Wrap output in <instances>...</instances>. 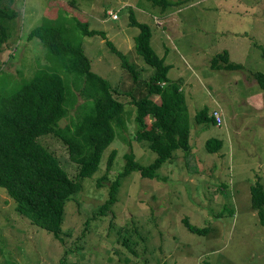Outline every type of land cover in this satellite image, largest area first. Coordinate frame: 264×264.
Here are the masks:
<instances>
[{"label": "rangeland", "instance_id": "1", "mask_svg": "<svg viewBox=\"0 0 264 264\" xmlns=\"http://www.w3.org/2000/svg\"><path fill=\"white\" fill-rule=\"evenodd\" d=\"M12 6L18 15L9 20L10 36L0 54V95L40 69L65 81L75 79L70 56H49L41 39L29 34L40 24L59 25L71 43L81 44L89 71L107 79L114 96L123 101L127 128H115L98 169L67 203L64 230L71 235L65 236V244L19 214L0 187V264L58 262L66 247H74L83 235L88 219L85 247L68 259L69 264H264V226L251 201V187L259 182L264 188V87L252 74L264 71V0H15ZM129 14L147 24L150 46L159 56L165 54L168 77L182 87L191 150L188 156L176 150L154 179L138 171L122 177L115 203L91 219L108 198V182L101 177L119 173L125 153L132 151L142 165L156 157L146 143L134 139L130 92L135 97L145 94L143 81L153 69L135 50L139 29L129 24ZM84 23L92 33L83 31ZM221 52L243 69L211 68L212 58ZM118 53L137 69V81L121 66ZM204 107L210 116L217 109L218 124L195 120ZM75 115L71 108L61 123ZM40 137L76 177L78 166L62 139ZM209 138L221 140L212 153L204 146ZM184 219L208 233L188 232Z\"/></svg>", "mask_w": 264, "mask_h": 264}, {"label": "trees", "instance_id": "2", "mask_svg": "<svg viewBox=\"0 0 264 264\" xmlns=\"http://www.w3.org/2000/svg\"><path fill=\"white\" fill-rule=\"evenodd\" d=\"M14 1L0 0V54L10 36L9 20L18 15L12 8ZM129 24L139 29L134 37L136 52L153 69L143 81L145 94L135 97L127 91L131 94L129 102L135 106L134 139L146 143L156 157L153 163L142 165L135 160L132 151L125 153L123 169L113 177L106 174L101 177L108 182V198L93 212L91 219L105 214L115 203L122 177L138 171L141 177L154 179L157 169L171 159L176 150L183 151L185 156L191 150L188 106L182 87L168 77L170 65L150 46L147 24L130 14ZM82 26L85 33L93 32L86 30L85 23ZM29 34L41 39L49 56H70L69 70L75 71V79L65 81L51 70L40 69L15 90L0 95V187L14 200L19 214L65 244V236L71 235L64 230L67 203L82 190V181L98 169L103 151L115 138V128L126 130L122 116L124 103L114 96V88L107 79L89 71L81 44L71 43L61 26L44 23L32 28ZM112 50L115 51L113 47ZM121 66L137 81L138 71L125 57ZM211 68L240 70L243 66L228 62L226 52H221L212 58ZM252 74L264 87V71L254 70ZM71 108H75L76 115L63 125L61 120L68 116ZM195 120L215 123L214 116H210L205 107L195 113ZM42 135L62 139L70 159L78 166L76 177L40 142ZM204 146L206 151L215 152L221 147V140L209 138ZM113 158L114 151L107 159L106 173ZM251 193L252 207L258 211L264 226V188L257 182L251 187ZM89 225L90 219L85 222L83 235L77 237L74 247H66L60 260L52 264H69L68 259L85 247ZM183 225L198 236L208 233V229L198 228L187 219L183 220Z\"/></svg>", "mask_w": 264, "mask_h": 264}, {"label": "built area", "instance_id": "3", "mask_svg": "<svg viewBox=\"0 0 264 264\" xmlns=\"http://www.w3.org/2000/svg\"><path fill=\"white\" fill-rule=\"evenodd\" d=\"M212 115L215 118V123L218 124L220 122L221 116L219 115V112L217 111V109L212 111Z\"/></svg>", "mask_w": 264, "mask_h": 264}, {"label": "crops", "instance_id": "4", "mask_svg": "<svg viewBox=\"0 0 264 264\" xmlns=\"http://www.w3.org/2000/svg\"><path fill=\"white\" fill-rule=\"evenodd\" d=\"M163 56H164V58H165V54H164ZM166 64H168V63H166Z\"/></svg>", "mask_w": 264, "mask_h": 264}]
</instances>
